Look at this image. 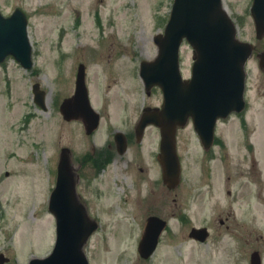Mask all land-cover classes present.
<instances>
[{
    "label": "rangeland",
    "instance_id": "374dc122",
    "mask_svg": "<svg viewBox=\"0 0 264 264\" xmlns=\"http://www.w3.org/2000/svg\"><path fill=\"white\" fill-rule=\"evenodd\" d=\"M172 2L0 0L2 14L15 8L26 13L33 63L29 70L11 58L0 65V253L9 259L3 264H27L51 252L55 219L48 202L55 188L59 151L68 148L74 168L79 169L78 157L91 149V142L96 149L104 148L112 140V128L123 129L127 117L135 118L122 111L123 103L129 107L136 98V109L144 101L132 71H138L142 60L155 58L153 37L163 32ZM222 4L236 24L238 39L255 47L246 65L245 92L247 129L253 134L243 138L234 117L218 124L226 151L207 161L194 131L181 129V184L169 191L160 181L153 198L149 184L157 176L150 170L149 184L142 186L150 196L140 205L132 200V193L138 194V178L123 162L131 153L95 173L92 182L79 180L77 193L89 217L98 223L97 232L84 246L89 264H249L254 251L264 264V72L256 57L264 51V39L255 36L252 0H222ZM180 58L182 76L189 78L192 50L186 43ZM79 63L85 65L92 106L103 114L100 128L90 138L79 122L65 121L59 112L62 100L73 92ZM34 83L45 92L44 109L33 102ZM133 86H137L135 95ZM154 102L148 100L150 105ZM157 140L149 129L141 148L147 169H152ZM247 141L253 143L252 152L247 151ZM172 206L180 207L187 223L171 215ZM151 212L170 218V230L145 261L137 253V244ZM192 225L210 228L206 243L188 240Z\"/></svg>",
    "mask_w": 264,
    "mask_h": 264
},
{
    "label": "water",
    "instance_id": "95a60500",
    "mask_svg": "<svg viewBox=\"0 0 264 264\" xmlns=\"http://www.w3.org/2000/svg\"><path fill=\"white\" fill-rule=\"evenodd\" d=\"M251 13L259 39L264 36V0H253ZM26 24L20 9L8 18L0 14V62L12 55L22 67H31ZM184 39L193 48L194 64L188 81L182 80L178 68V51ZM154 41L158 47L154 69L149 71V64L142 63L141 75L146 81L161 87L165 101L162 111L155 110L144 118L142 126L152 121L161 129L163 180L173 188L179 182V162L173 135L175 127L183 126L198 105L203 106L205 112H212V109L213 115L222 116L243 108L244 65L253 47L236 38V30L223 10L221 0H174L164 33L156 36ZM259 59L260 67L264 69V52ZM76 84L74 96L61 104L60 112L67 120L84 119L86 132L90 133L98 125V116L88 102L82 66L79 67ZM33 93L35 102L43 107L44 93L38 90V84L33 86ZM213 115L210 129L216 119ZM68 154L69 150H61L56 186L49 201V210L56 218L54 249L48 257L32 259L29 264H88L82 246L97 226L86 218L83 208L75 200ZM163 227L164 224L157 219H148L138 246L141 257L146 259L153 252ZM194 236L203 240L205 230L193 229L190 237ZM5 261L0 255V264ZM250 264H260L257 252L251 255Z\"/></svg>",
    "mask_w": 264,
    "mask_h": 264
},
{
    "label": "flooded vegetation",
    "instance_id": "af4514ba",
    "mask_svg": "<svg viewBox=\"0 0 264 264\" xmlns=\"http://www.w3.org/2000/svg\"><path fill=\"white\" fill-rule=\"evenodd\" d=\"M133 72V76H137L138 72L137 71H132ZM141 83V91H142V95L144 98V101L141 105L138 106V108L135 109L136 104L138 102V100L136 98L132 99L129 107L123 103L122 104V111L125 113L123 115H129V112H131L130 115L135 116L132 117L130 116V118L127 117V122L125 121V127L123 129H117V128H112V135L113 138L112 140H108L105 146L104 151H100L97 150L95 148V146L93 144H91V149L88 152H84L80 157H78V172H77V179L79 180H85L86 182L90 183L94 180V176H95V171L94 168L97 164H102L104 166V168L108 167L109 161L110 160H115L116 159H123L125 157V155L127 153H131V156L128 157L127 159H124L123 162H125L126 165V169L127 171L132 174L133 176H136V178H138V194H135L134 192L132 193V200L133 202H135L137 205H140L141 201L144 199L145 202L148 200V197L150 195H152L153 198H155V193H158V182L161 181V166L158 162L157 159V155H158V151H159V143H160V137H159V130L152 126V125H148L146 126L142 131L138 128L139 123H140V117L143 114L144 110L147 108H158L162 105V94L160 92V90L157 87H153L152 89H146L145 85L143 84V82L140 80ZM137 87V86H135ZM135 87L133 86V93L135 95V91H137L135 89ZM155 96V97H154ZM153 98L154 99V103L153 104H148V100ZM246 113V112H245ZM241 114V115H233L230 116L232 119L233 117L237 119V121L240 123H242L240 128V134L242 135L243 138H249V136H251L253 133L250 129V127L247 129V122L245 120V115L246 114ZM100 116L101 113H99ZM230 119L226 120V122H228ZM79 124L81 125V127L84 129V126L82 124V122H79ZM151 129L153 130L157 136H158V140H157V149L154 152L153 158H152V163L151 167L152 169H147V164L145 163V159L143 156V153L141 152V148H142V143L145 140V136L147 131ZM96 131H93L91 134L87 135L88 138L92 137L95 134ZM117 132H121L124 134V139L126 142V151L124 154H118V151L120 149V147L117 145V142L115 141L116 137L115 134ZM214 142H218L216 143V149L217 152H221L223 151V149H225L226 151V144L224 142H222L219 139H215ZM130 148H134V150H132L131 152H128L130 150ZM248 152H252L251 148L248 147L247 148ZM227 153H225L224 156H226ZM226 158V157H225ZM211 160V159H210ZM70 161H73V156H70ZM152 170L153 172L156 173L157 178L155 180H152V184H149V178L146 177V175H148L149 171ZM137 171V173H136ZM151 181V180H150ZM148 183L150 186V190H149V194L150 195H146L143 191H142V186L144 184ZM168 190V189H167ZM175 190V189H174ZM169 191H173V190H169ZM201 195V193H199ZM78 199L79 201L84 205V203L81 201L80 196L78 195ZM85 206V205H84ZM172 212L171 215L172 216H178L180 215V207H175L172 206ZM165 209V203H163V207L162 209ZM161 214L160 212H151L149 215H156L158 217H164L159 215ZM147 215V217L149 216ZM219 224L223 225L224 221L223 220H219ZM206 227V226H203ZM208 230L209 227H206Z\"/></svg>",
    "mask_w": 264,
    "mask_h": 264
},
{
    "label": "bare ground",
    "instance_id": "6f19581e",
    "mask_svg": "<svg viewBox=\"0 0 264 264\" xmlns=\"http://www.w3.org/2000/svg\"><path fill=\"white\" fill-rule=\"evenodd\" d=\"M32 197L34 198V195H32ZM38 199L41 200L40 197H39ZM40 200H37V205H38V206H40V205L42 204V202H41ZM24 226H25L26 228L30 227V229H31V226H29L28 223H24ZM28 229H29V228H28ZM31 230H32V229H31Z\"/></svg>",
    "mask_w": 264,
    "mask_h": 264
}]
</instances>
